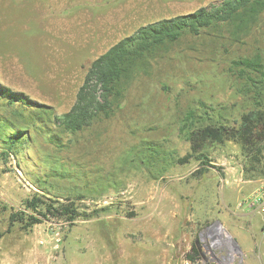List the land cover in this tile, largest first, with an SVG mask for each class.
I'll use <instances>...</instances> for the list:
<instances>
[{
  "label": "rangeland",
  "instance_id": "374dc122",
  "mask_svg": "<svg viewBox=\"0 0 264 264\" xmlns=\"http://www.w3.org/2000/svg\"><path fill=\"white\" fill-rule=\"evenodd\" d=\"M218 1L0 0V84L58 116L91 61L120 38ZM193 43L174 45L134 78L119 110L65 135L63 145L32 134L0 154V264H264V148L255 157L232 139L207 142L204 172L196 157L177 160L190 151L187 112L198 125L236 127L244 112L264 110V79L232 64L247 56L264 69V16L231 43ZM34 195L70 199L79 216L72 225L48 216L24 228L10 215L28 212ZM231 220L243 251L222 222ZM195 241L213 253L204 262L199 251L186 258Z\"/></svg>",
  "mask_w": 264,
  "mask_h": 264
},
{
  "label": "trees",
  "instance_id": "16d2710c",
  "mask_svg": "<svg viewBox=\"0 0 264 264\" xmlns=\"http://www.w3.org/2000/svg\"><path fill=\"white\" fill-rule=\"evenodd\" d=\"M263 16L264 0H220L192 12L140 25L91 61L73 104L58 116L54 115L52 107L0 84V145L3 148L0 154L7 156L9 150L33 138L32 134L42 137L48 133L49 142L63 145L65 135L81 132L95 120L109 118L119 110L134 78L138 74L145 75L146 67L151 68L154 61L169 57L174 45L182 44L187 50L194 45L193 42L205 38L211 42L222 38L231 43L248 36ZM232 64L240 70V75L246 73L249 80L252 79L250 73L259 74L264 79L263 65L256 58L240 57ZM194 116L195 112L191 110L183 119L181 128L188 129L186 139L190 151L178 161L196 157L200 172H204L208 163L202 149L207 142L220 143L225 139L237 141L248 156H260L264 148V110L244 112L236 127L220 121L198 125ZM24 207L28 212L10 215L13 221L22 220L24 228L48 216L62 218L67 225H72L79 216L76 204L70 199L49 203L34 195L25 200ZM191 249L193 254L186 257L189 260L198 254L195 244Z\"/></svg>",
  "mask_w": 264,
  "mask_h": 264
},
{
  "label": "crops",
  "instance_id": "0c3cea01",
  "mask_svg": "<svg viewBox=\"0 0 264 264\" xmlns=\"http://www.w3.org/2000/svg\"><path fill=\"white\" fill-rule=\"evenodd\" d=\"M240 213H242V212H240ZM242 214H245V213H242ZM222 222L224 223V226L227 229V233L229 234L230 238L233 240L235 245L238 246L243 251L242 242H241L240 238L238 237L239 234L237 233V229H238L237 226L232 223V220H231V224H229L228 222H224V221H222ZM231 225L234 228H232ZM244 252H248V250H244Z\"/></svg>",
  "mask_w": 264,
  "mask_h": 264
},
{
  "label": "built area",
  "instance_id": "2783aa9c",
  "mask_svg": "<svg viewBox=\"0 0 264 264\" xmlns=\"http://www.w3.org/2000/svg\"><path fill=\"white\" fill-rule=\"evenodd\" d=\"M255 200V199H254ZM258 200H259V197H258V199H257V202H258ZM249 202V204L251 205V204H253L254 203V201H248ZM235 243L233 242V245H234ZM204 246V245H203ZM217 247H221V249L223 250V251H225V252H227V250H229V248H231V245H228L227 243H223V242H217ZM208 248L206 247V246H204V249H203V251H202V258H201V262H204V260L206 259V254H209V255H213V253L212 252H209L208 253ZM220 250V249H219ZM188 264V263H187Z\"/></svg>",
  "mask_w": 264,
  "mask_h": 264
},
{
  "label": "water",
  "instance_id": "95a60500",
  "mask_svg": "<svg viewBox=\"0 0 264 264\" xmlns=\"http://www.w3.org/2000/svg\"><path fill=\"white\" fill-rule=\"evenodd\" d=\"M195 245L197 246L199 253L202 254V251H201L200 247L198 246L197 241H195ZM185 264H187V263H185Z\"/></svg>",
  "mask_w": 264,
  "mask_h": 264
},
{
  "label": "bare ground",
  "instance_id": "6f19581e",
  "mask_svg": "<svg viewBox=\"0 0 264 264\" xmlns=\"http://www.w3.org/2000/svg\"><path fill=\"white\" fill-rule=\"evenodd\" d=\"M218 229H219L220 231L223 230V229H221V227H219ZM223 235H224L226 238L229 239V236H227V234L224 233Z\"/></svg>",
  "mask_w": 264,
  "mask_h": 264
}]
</instances>
